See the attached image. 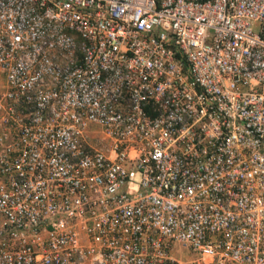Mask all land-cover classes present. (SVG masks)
<instances>
[{"label": "built area", "instance_id": "2783aa9c", "mask_svg": "<svg viewBox=\"0 0 264 264\" xmlns=\"http://www.w3.org/2000/svg\"><path fill=\"white\" fill-rule=\"evenodd\" d=\"M0 264H264V0H0Z\"/></svg>", "mask_w": 264, "mask_h": 264}]
</instances>
